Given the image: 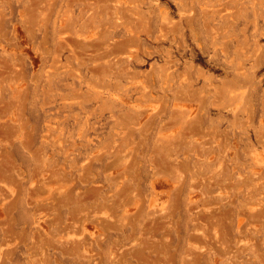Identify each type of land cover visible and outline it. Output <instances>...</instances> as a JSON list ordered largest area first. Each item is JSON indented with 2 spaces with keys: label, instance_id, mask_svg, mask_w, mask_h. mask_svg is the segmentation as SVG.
I'll list each match as a JSON object with an SVG mask.
<instances>
[{
  "label": "rangeland",
  "instance_id": "rangeland-1",
  "mask_svg": "<svg viewBox=\"0 0 264 264\" xmlns=\"http://www.w3.org/2000/svg\"><path fill=\"white\" fill-rule=\"evenodd\" d=\"M0 257L264 264V0H0Z\"/></svg>",
  "mask_w": 264,
  "mask_h": 264
},
{
  "label": "bare ground",
  "instance_id": "bare-ground-1",
  "mask_svg": "<svg viewBox=\"0 0 264 264\" xmlns=\"http://www.w3.org/2000/svg\"><path fill=\"white\" fill-rule=\"evenodd\" d=\"M5 65H7V63H5ZM180 112H181V118H180V120L178 121V123H179V126L180 125H182V127L183 128H186V127H193L194 126V124L195 123H193V119H190V112H189V110H180ZM196 121L198 122L197 124H198V126H196L195 127V129L198 131L200 128H202V124H201V121H200V119H199V121H198V118L196 119ZM181 128V127H180ZM167 131V130H166ZM211 154V153H210ZM208 157H209V155H208ZM107 164V163H106ZM88 165V164H87ZM87 165H85V166H87ZM114 165V164H113ZM110 167H111V165H109ZM114 167V166H113ZM241 167V166H240ZM239 167V168H240ZM245 169V168H244ZM104 170H105V168H104ZM45 171V170H44ZM107 171V170H106ZM42 172V171H41ZM40 172V173H41ZM105 172V171H104ZM42 173H44V172H42ZM111 173V172H110ZM109 173V174H110ZM157 173V172H156ZM118 173H116V175H117ZM240 174V173H239ZM37 175V174H36ZM112 175H114V174H112ZM111 175V176H112ZM115 175V176H116ZM120 175H123V174H120ZM156 175V174H155ZM110 176V175H109ZM158 176H159V174H158ZM51 177V176H50ZM120 177V176H119ZM122 177V176H121ZM161 177H162V175H161ZM45 178V177H44ZM109 178H116V177H114V176H112V177H109ZM243 178V177H242ZM119 179V178H118ZM154 179V178H153ZM44 180V179H43ZM112 180H114V179H112ZM152 180V179H151ZM117 181V180H116ZM239 181H241V179L239 180ZM243 181V180H242ZM115 182V181H114ZM244 182H245V178H244ZM112 183V182H111ZM242 183V182H241ZM45 184V183H44ZM52 184V183H51ZM100 185V184H99ZM44 187V186H43ZM45 188V187H44ZM57 188V187H56ZM95 190V189H94ZM92 191V190H91ZM240 191H242V190H240ZM98 192V191H97ZM155 193V192H154ZM90 195V194H89ZM152 195V194H151ZM139 197V196H138ZM155 200V199H154ZM154 203L155 202H153V200H152V202H151V204L152 205H154ZM148 204H150V203H148ZM112 207V206H111ZM149 207V206H148ZM104 210V209H103ZM150 210V209H149ZM157 211V210H156ZM110 212V211H109ZM147 212H149L148 210H147ZM242 212V211H241ZM151 212H149V214H150ZM153 214H154V212H153ZM240 214V213H239ZM109 215V214H108ZM116 215V214H115ZM148 215V214H147ZM151 215H152V213H151ZM160 215V214H159ZM110 216V215H109ZM245 216V215H244ZM243 216V217H244ZM148 217V216H147ZM153 217V216H152ZM155 217H157V215L155 216ZM159 218H162V217H159ZM237 218H238V216H237ZM90 219V218H89ZM92 219H93V216H92ZM45 220V219H44ZM147 220H148V218H147ZM151 219H149L148 221L149 222H152V221H150ZM152 220H154V217L152 218ZM238 220H239V218H238ZM241 220V219H240ZM245 220V219H244ZM36 222H37V219H36ZM147 222V221H146ZM156 222V221H155ZM238 222H240V221H238ZM86 223H87V221H86ZM242 223V222H241ZM82 224V223H81ZM152 224H153V222H152ZM72 225V224H71ZM84 225V224H83ZM156 225V224H155ZM240 225H238V227H239ZM244 226V225H243ZM74 227H76V226H74ZM82 227V226H81ZM145 227V226H144ZM154 228H155V226H153ZM151 230H152V228H151V226L149 227ZM247 228V227H246ZM48 229V228H47ZM63 229V228H62ZM71 229V228H70ZM69 229V230H70ZM78 229V228H77ZM85 230V228L83 227L82 228V230ZM145 229V228H144ZM67 230V229H66ZM73 230H74V228H73ZM79 230V229H78ZM81 230V231H82ZM83 230V232H86V231H84ZM238 230H239V228H238ZM246 230V229H245ZM244 230V231H245ZM102 231V230H101ZM149 231V230H148ZM148 231H146V232H148ZM43 232V231H42ZM80 232V231H79ZM239 232V231H238ZM65 233V232H64ZM72 233H76V232H72ZM153 233V232H152ZM243 233V232H242ZM85 234V233H84ZM66 235V234H65ZM80 235V234H79ZM243 235V234H242ZM104 236V235H103ZM141 237V236H140ZM92 238V237H91ZM95 238V237H94ZM73 239V238H72ZM76 239V238H75ZM82 239H83V236H82ZM98 239H100L99 237H98ZM102 239V238H101ZM94 240V239H93ZM144 240V239H143ZM65 241V240H64ZM83 241H85V240H83ZM91 240L89 239V242H90ZM100 241H102V240H100ZM92 242V241H91ZM116 242V241H115ZM145 242V241H144ZM156 242V241H155ZM72 243V242H71ZM119 243V242H118ZM69 243H67V245H68ZM83 244V243H82ZM88 244V243H87ZM143 244V243H142ZM72 245H74L73 243H72ZM90 245V244H89ZM168 245V244H167ZM62 246V245H61ZM145 246H146V244H145ZM54 247V246H53ZM68 247V246H67ZM85 247H86V245H85ZM91 247V246H90ZM115 247V246H114ZM148 247V246H147ZM116 248V247H115ZM144 248V247H143ZM59 249H60V247H59ZM58 249V250H59ZM76 249V248H75ZM85 249V248H84ZM116 249H118V248H116ZM115 249V250H116ZM121 249V248H120ZM137 249V248H136ZM149 249V248H148ZM140 250V249H139ZM152 250V249H151ZM156 250V249H155ZM61 251V250H60ZM80 251V250H79ZM91 251V250H90ZM113 251H114V249H113ZM118 251V250H117ZM141 251V250H140ZM75 252V251H74ZM74 252H73V254H74ZM77 252H78V250H77ZM83 252V251H82ZM126 252H127V250H126ZM125 252V253H126ZM143 252V251H142ZM157 252H158V254L161 252H159L158 250H157ZM70 253V252H69ZM86 253V252H85ZM117 253V252H116ZM124 253V254H125ZM138 253V252H137ZM154 253V252H153ZM65 254V253H64ZM76 254V253H75ZM79 254H80V252H79ZM92 254V253H91ZM95 254V253H94ZM136 254V253H135ZM141 254V253H140ZM146 254H148V253H146ZM229 254V253H228ZM77 255H78V253H77ZM81 255H83V254H81ZM88 255H90V254H88ZM97 255V254H96ZM155 255H157V253L155 254ZM218 255L220 256V254H217V257H218ZM230 255V254H229ZM85 256V255H84ZM149 256V255H148ZM82 257V256H81ZM90 257V256H89ZM92 257H94V256H92ZM91 257V258H92ZM141 257V256H140ZM147 257V256H146ZM161 257V256H160ZM231 257V256H230ZM229 257V258H230ZM1 258V257H0ZM144 258V257H143ZM148 258V257H147ZM220 258H221V256H220ZM49 260V259H48ZM114 260V259H113ZM138 260H139V258H138ZM148 260H150L149 258H148ZM230 260V259H229ZM141 261V260H140ZM144 261H147V260H144ZM151 261V260H150ZM154 261V260H153ZM46 262H48V261H46ZM118 262V261H117ZM149 262V261H148ZM148 262H146V263H148ZM30 263V262H29ZM146 263H144V264H146ZM150 263V262H149ZM97 264V263H96ZM139 264V263H138ZM141 264V263H140ZM234 264V263H233Z\"/></svg>",
  "mask_w": 264,
  "mask_h": 264
}]
</instances>
